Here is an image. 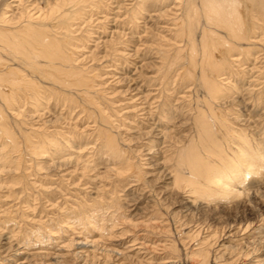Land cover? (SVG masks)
Masks as SVG:
<instances>
[{
	"label": "rangeland",
	"instance_id": "374dc122",
	"mask_svg": "<svg viewBox=\"0 0 264 264\" xmlns=\"http://www.w3.org/2000/svg\"><path fill=\"white\" fill-rule=\"evenodd\" d=\"M247 4L235 39L208 0H0V26L50 29L73 59L0 42V77L39 87L0 91V264H264V0Z\"/></svg>",
	"mask_w": 264,
	"mask_h": 264
},
{
	"label": "bare ground",
	"instance_id": "6f19581e",
	"mask_svg": "<svg viewBox=\"0 0 264 264\" xmlns=\"http://www.w3.org/2000/svg\"><path fill=\"white\" fill-rule=\"evenodd\" d=\"M70 1L71 0H61L62 5H64L65 3L68 4V2H70ZM224 1L225 0H223V2ZM247 1L248 0H234L231 2L232 6L230 8H228L227 11H224V10L220 11V7H222V5H221V3L218 2V0H216V2H218V5L215 4V2L208 0L209 11L213 14L210 16V19L213 16V18L219 17L223 21L227 20L226 24H227V27L232 31V32H230L232 38L249 39V36H250L249 34L251 33V31L253 32V30H252L253 26L251 25V22L249 23V21H251V13H249L247 10H245V12L243 14L241 13L239 15V7H238V6L242 5V6L249 8V6H247L248 5ZM52 10H53V8H52ZM63 16H65V15H63ZM54 18H55V21H53ZM67 19L68 18L63 17L62 19L57 20L56 17H52V19H49V21L51 20V22H50V27L52 26L51 29L52 28L54 29L57 26H63V28L65 30L69 31L70 30V23H69V20H67ZM4 22H6V20ZM29 31L33 32V34L35 35L32 38L33 44L36 43V44L40 45L42 48L41 50L34 48L35 46L30 48V49L26 48L27 47L26 44H28L29 41H27L23 37V33H26ZM60 41L61 40H59L55 36V34L53 35L51 33L50 29L44 30L43 28H39V27L37 28L34 25H32V26L31 25H26V26L24 25V26H20V27L16 26L14 29L13 28H4L3 26H0V42L4 43L3 45L11 44L12 49L14 51H18V52L22 53L27 59H33L34 61H31V62H33L34 65L38 64L35 59L39 56L45 57L51 65H53L55 59H60L61 62H67V63L69 62L70 64H72V60H73L72 56H71L72 53H65L64 45L66 43L64 41L63 42H60ZM22 48L23 49L26 48L25 51L21 50ZM216 51L219 52V55H217ZM226 51L227 50L225 48H223L222 46H219L216 42L215 43L214 42L207 43L206 47L203 49V53H204L203 59L204 60L201 61L202 62L201 68L203 70L202 80H204L207 83L206 87L208 86V88L212 89L213 93H214V91L217 92L219 90V83L216 80V74L219 72V70L223 69V67H224V63H225L224 59H226L224 54ZM187 56H188L187 59H189L190 55L187 54ZM192 59H194V58L191 57V60ZM188 63L190 64L191 62H189V60H188ZM33 64H31V66H30L32 68V70L36 69L37 71H39L38 68L34 67ZM0 65H2V63H0ZM191 65L192 64H190L189 66H191ZM195 65H193V67ZM81 80L82 79L79 78L75 83H77L78 85H89V84H85ZM0 81L4 82V84L0 83L1 84L0 85V91L4 95H6L7 100H9L8 98H11V96H10L11 91H14V90H18V91L21 90L22 91V90H26V88H27V89H30L31 93L34 94L36 97L39 93L38 92V89H39L38 85H36L34 83L33 84L29 83L24 77H21V75H19V74L16 76L11 75L8 78L5 76L0 77ZM80 82H82V83H80ZM2 85L5 87L8 86V89L6 91L3 90ZM206 91H207V89H206ZM216 92H215V94H216ZM1 119H3V115L0 113V120ZM206 130H208V129H206ZM27 142L29 143L30 141H27ZM221 181H222L221 178H217L213 182L215 184L216 183L219 184V183H221ZM224 181H225V183H228L226 180H224Z\"/></svg>",
	"mask_w": 264,
	"mask_h": 264
}]
</instances>
